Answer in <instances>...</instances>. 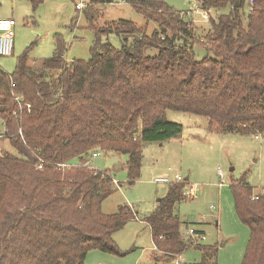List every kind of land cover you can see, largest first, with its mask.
<instances>
[{
	"label": "trees",
	"instance_id": "obj_1",
	"mask_svg": "<svg viewBox=\"0 0 264 264\" xmlns=\"http://www.w3.org/2000/svg\"><path fill=\"white\" fill-rule=\"evenodd\" d=\"M201 1L217 13L202 42L191 21L162 0H127L156 23L150 35L124 19L98 26L85 12L95 34L88 59L68 63L64 38L55 33L52 55L37 65L27 50L12 74L0 68V121L17 152H0V264H85L93 248L119 253L113 234L133 217L132 206L104 213L102 202L119 183L84 164L95 151L125 154L128 180H136L143 144L183 132L167 110L204 116L211 132L264 136V0H252L251 9L247 0ZM198 42L208 52L201 59ZM33 153L44 160L41 169ZM186 184H171L144 220L154 260L171 261L191 245L205 257L214 253L181 232L175 206L186 199ZM231 193L249 229L241 264H264V191L251 199V186L240 179Z\"/></svg>",
	"mask_w": 264,
	"mask_h": 264
},
{
	"label": "rangeland",
	"instance_id": "obj_2",
	"mask_svg": "<svg viewBox=\"0 0 264 264\" xmlns=\"http://www.w3.org/2000/svg\"><path fill=\"white\" fill-rule=\"evenodd\" d=\"M79 1L85 3L81 9L76 6ZM162 1L180 13L193 9L196 3V0ZM85 12L95 15L98 26L106 21L124 19L145 28L146 35L157 28L156 23L146 22L127 0L101 3L90 0H0V17L16 21L13 53L0 56V68L12 74L18 58L27 50L29 64L37 65L52 55L55 33L64 38V57L68 63L88 59L95 34L87 25ZM216 14L211 11L210 17L215 18ZM189 17L192 20L186 19L191 21L196 37L201 41L210 27V20L203 22L199 16ZM107 39L115 48L121 47L117 35L109 34ZM156 52L155 49L147 50L149 55ZM194 52L197 59L208 54L199 42L194 45ZM166 116L169 121L180 123L187 137L144 143L136 180H128V156L125 154L101 153L89 159L90 166L107 171L119 183L102 202V211L113 213L119 205L128 204L134 215L113 234L119 253L93 248L88 250L85 264L242 263L249 229L235 213L231 185L233 181L244 179L253 194L263 191L264 136L211 132L206 117L187 112L167 110ZM3 130L4 125L0 123V134ZM3 151L17 154L7 137H0V152ZM174 174L187 181L184 188L186 199L175 206L183 223L181 232L187 239L186 226L201 229L205 238L200 244L214 250L209 257H205L199 247L191 245L171 261L153 259L152 238L144 220L155 209L158 200L166 196L171 185L155 183L153 179Z\"/></svg>",
	"mask_w": 264,
	"mask_h": 264
},
{
	"label": "built area",
	"instance_id": "obj_3",
	"mask_svg": "<svg viewBox=\"0 0 264 264\" xmlns=\"http://www.w3.org/2000/svg\"><path fill=\"white\" fill-rule=\"evenodd\" d=\"M113 1V0H111ZM110 1V2H111ZM115 1H123V0H115ZM248 7L249 9L252 8V0H247ZM85 3L84 1H79L76 6L77 9H81L84 7ZM182 16L185 18H190L189 16H199L203 22H209L210 20V14L211 10L210 9H204L203 4L201 0H196L195 7L193 9H189L186 11L181 12ZM191 19V18H190ZM192 20V19H191ZM16 25V21L13 18H2L0 17V56H8L13 53V48H14V27ZM11 86H14L13 83H11ZM15 100L18 101V97L13 95ZM6 129L3 130V132L0 134V137H7L6 134ZM18 134L21 135V129H18L17 131ZM255 137H258V135H255ZM34 156L36 157V166L38 169H41L43 167L44 160L38 155L33 153ZM101 153L99 151H95L92 153L90 156V159L95 158L99 156ZM69 165V164H68ZM84 165L90 166V162H86ZM59 167H64L65 164H58ZM94 167V166H92ZM97 169L96 167H94ZM218 173L221 174L220 169H218ZM184 179L179 175V174H174L173 176H158L153 179V182L155 183H168V184H173V183H178V182H183ZM116 183V181L114 180ZM222 184V183H221ZM264 191V188H262ZM257 198L256 194L251 195V199ZM213 207V206H211ZM186 235L189 237V240L192 241V244L200 243V240H203L205 238L204 232L203 231H198L195 227L192 226H186Z\"/></svg>",
	"mask_w": 264,
	"mask_h": 264
},
{
	"label": "crops",
	"instance_id": "obj_4",
	"mask_svg": "<svg viewBox=\"0 0 264 264\" xmlns=\"http://www.w3.org/2000/svg\"><path fill=\"white\" fill-rule=\"evenodd\" d=\"M0 123L1 124H3V122L2 121H0ZM181 138H185V137H187V134L183 131L182 132V134H181V136H180ZM114 180H115V178H114ZM196 194H197V192H196ZM147 224V223H146ZM148 226V225H147ZM148 229H149V226H148ZM196 229H198V230H201V229H199V228H196ZM150 231V230H149ZM202 231V230H201ZM153 247V251L155 250L154 249V246H152ZM180 255H177L175 258H178Z\"/></svg>",
	"mask_w": 264,
	"mask_h": 264
},
{
	"label": "water",
	"instance_id": "obj_5",
	"mask_svg": "<svg viewBox=\"0 0 264 264\" xmlns=\"http://www.w3.org/2000/svg\"><path fill=\"white\" fill-rule=\"evenodd\" d=\"M186 179H187V177H186ZM186 179H185V180H186Z\"/></svg>",
	"mask_w": 264,
	"mask_h": 264
}]
</instances>
